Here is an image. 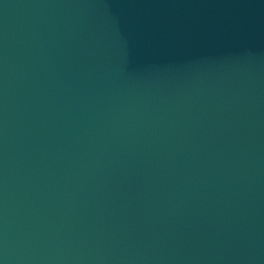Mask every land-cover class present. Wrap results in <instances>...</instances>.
Masks as SVG:
<instances>
[{"label": "water", "instance_id": "water-1", "mask_svg": "<svg viewBox=\"0 0 264 264\" xmlns=\"http://www.w3.org/2000/svg\"><path fill=\"white\" fill-rule=\"evenodd\" d=\"M0 264H264V0H0Z\"/></svg>", "mask_w": 264, "mask_h": 264}]
</instances>
